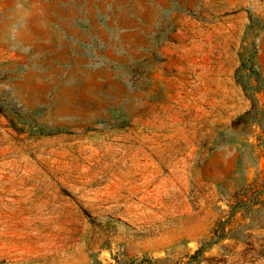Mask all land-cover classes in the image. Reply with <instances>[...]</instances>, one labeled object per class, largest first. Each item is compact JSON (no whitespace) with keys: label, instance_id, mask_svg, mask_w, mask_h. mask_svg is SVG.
Returning a JSON list of instances; mask_svg holds the SVG:
<instances>
[{"label":"rangeland","instance_id":"1","mask_svg":"<svg viewBox=\"0 0 264 264\" xmlns=\"http://www.w3.org/2000/svg\"><path fill=\"white\" fill-rule=\"evenodd\" d=\"M0 264H264V0H0Z\"/></svg>","mask_w":264,"mask_h":264}]
</instances>
